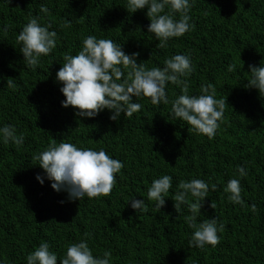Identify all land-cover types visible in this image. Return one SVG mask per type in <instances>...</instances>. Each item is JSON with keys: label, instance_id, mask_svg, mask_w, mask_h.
<instances>
[{"label": "trees", "instance_id": "trees-1", "mask_svg": "<svg viewBox=\"0 0 264 264\" xmlns=\"http://www.w3.org/2000/svg\"><path fill=\"white\" fill-rule=\"evenodd\" d=\"M127 3L0 0V129L10 125L24 137L17 146L5 143L0 133V264H27V256L44 242L60 264L67 247L81 241L94 257L110 251V264H264V97L246 88L249 65L264 66V0H195L191 30L170 38L165 47H157L160 41L147 31V9L130 13ZM33 17L57 33L56 47L39 57L35 69L26 66L16 39ZM89 35L112 40L127 55L139 53L137 63L147 69H162L177 54L188 56L193 71L181 77L188 94H203L201 86L212 84L215 99L228 104L215 137L198 134L172 115L171 102L183 93L171 82L165 88L168 104L133 97L141 110L132 117L121 113L117 121L108 109L87 118L63 107L66 97L56 74L63 57L78 54ZM230 64L235 71H228ZM9 78L14 89L7 87ZM62 141L103 149L124 164L109 196L71 200L67 191L51 187L53 181L34 157ZM239 167L246 176H240ZM164 175L172 177V187L159 210L147 193ZM192 179L209 185L197 225L215 218L217 227L225 225L216 247L190 248L194 229L185 217L192 213L187 204L179 213L174 208L175 194L182 191L179 182ZM231 179L240 181L243 205L228 199L225 188ZM212 184L217 185L214 192ZM133 199L143 200L147 211L134 210ZM188 200L196 202L190 193Z\"/></svg>", "mask_w": 264, "mask_h": 264}, {"label": "clouds", "instance_id": "clouds-1", "mask_svg": "<svg viewBox=\"0 0 264 264\" xmlns=\"http://www.w3.org/2000/svg\"><path fill=\"white\" fill-rule=\"evenodd\" d=\"M195 0H128L127 10L135 13L137 10L147 9L150 20L148 33L154 34L160 41L157 47H165L170 38H179L191 30L189 12ZM166 7L169 11L165 12ZM41 11L48 13L45 6ZM176 13L180 14L177 20ZM51 24L41 26L38 18L33 17L23 27L17 36V43H21L20 52L23 54L26 66L35 69L39 64V57L49 55L56 47L57 33L49 31ZM139 53L127 55L120 45L110 39H97L93 35L83 40L82 50L76 55L66 54L63 66L56 74L57 81L63 87L61 92L66 97L62 106L77 109L78 117L92 118L104 109L113 112L112 121H117L124 113L126 117L141 110L142 105L134 102L133 97L150 98L153 105L161 102L168 104L165 91L166 84L171 82L181 86V94L172 101V115L179 118L198 134L213 139L224 118L228 105L225 99H215L216 89L212 84L202 85L200 95H189L187 77L192 71V63L188 56L177 54L164 61V67L147 69L142 63H137ZM150 59V58H149ZM251 79L246 88H255L264 97V66L249 65ZM124 69H130L125 74ZM228 71H235V65L230 64ZM7 87L14 89L11 78L7 79ZM5 143L11 141L17 146L24 142L23 134L16 135L13 126L5 125L0 129ZM40 161L39 166L53 183L51 187L60 192H68L69 199L81 200L85 197L92 199L109 196L117 183L116 174L124 164L110 157L105 150L81 149L69 142H53L47 150L34 157ZM240 176L247 173L243 167L238 168ZM37 180L43 184L44 180L38 175ZM172 187V177L164 175L155 179L148 189V199L156 201L157 209L165 205L164 194ZM174 197V208L179 213L181 204H187L192 215L185 217V223L194 229L189 247L204 248L206 245L216 247L220 243L218 232L223 231L225 225L217 220L205 219L197 225L196 214L200 212L205 197L208 196L209 185L202 179L181 180ZM217 185L212 184L211 191H216ZM225 191L230 193L228 199L235 204H244L241 196V186L238 179L228 181ZM196 198V202L188 200V194ZM63 203V201H61ZM215 209V204L210 205ZM131 207L138 213L147 211L143 200H131ZM253 212L255 204L251 205ZM87 235V234H86ZM111 252L105 251L103 257H94L86 241L70 244L66 255L59 260L60 264H110ZM58 258L49 250L47 242L27 256V264H57Z\"/></svg>", "mask_w": 264, "mask_h": 264}]
</instances>
